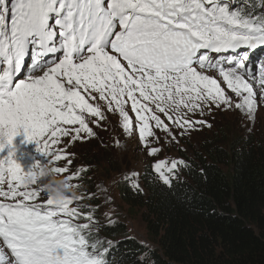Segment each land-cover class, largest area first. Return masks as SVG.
<instances>
[{
    "label": "snow or ice",
    "instance_id": "obj_1",
    "mask_svg": "<svg viewBox=\"0 0 264 264\" xmlns=\"http://www.w3.org/2000/svg\"><path fill=\"white\" fill-rule=\"evenodd\" d=\"M256 49L259 67L253 68ZM90 100L118 113L125 132L138 130L149 155L160 150L151 147L160 139L154 129L175 142L207 123L187 113L215 105L251 115L264 103V12L255 14L254 5L234 9L230 0H0V152L9 149L0 159V197L11 201L0 202V242L10 250L9 256L0 247V264H108L101 242L84 234L90 224L73 223L81 216L70 207L74 200L34 202L44 193L25 182L35 172L25 173L14 159L13 141L23 130L50 158L47 165L70 164L55 146L62 137L94 135L84 114L105 115ZM182 165L159 161L155 171L170 184L165 172ZM78 174L66 177L71 187Z\"/></svg>",
    "mask_w": 264,
    "mask_h": 264
},
{
    "label": "trees",
    "instance_id": "obj_2",
    "mask_svg": "<svg viewBox=\"0 0 264 264\" xmlns=\"http://www.w3.org/2000/svg\"><path fill=\"white\" fill-rule=\"evenodd\" d=\"M233 2L243 8L255 4V0ZM262 125L263 130L245 132L238 123L214 122L207 131L201 130L180 176L170 184L163 183L149 165L140 174V187L121 180L119 199L130 213L141 212L154 248L127 239L117 247L102 245L99 251L108 264H119L118 254L122 264H264ZM89 145L76 161L82 169L75 182L83 192L79 204L85 207L76 224L84 223L82 216L99 206L88 197L94 192L92 168L101 167L109 175L116 167L112 160L97 161L101 151ZM124 233V225L117 223L101 226L98 234L115 240ZM94 237L87 236L90 243L96 242Z\"/></svg>",
    "mask_w": 264,
    "mask_h": 264
},
{
    "label": "rangeland",
    "instance_id": "obj_3",
    "mask_svg": "<svg viewBox=\"0 0 264 264\" xmlns=\"http://www.w3.org/2000/svg\"><path fill=\"white\" fill-rule=\"evenodd\" d=\"M258 5V11L260 14L261 12H264V7H261L260 3ZM251 82L254 84V90L259 92V85L255 81ZM221 86L225 88L226 94L231 96L234 102H239L238 98L235 97V94L231 93L230 90H227L226 85L222 83ZM90 102L93 104L98 103L101 106L105 118L99 120L98 118L91 117L85 113L84 115L86 122L93 129L94 135L88 136L86 133H81L80 138L76 140H73L71 136L62 137L60 144L55 146V148L57 150H63L64 154L67 155L69 160H71V163L68 164L66 161L62 160L54 164V167H66L68 165L70 174L77 173V170L79 169V178L80 174L82 173V169L80 166H78L79 164L76 161H78L79 155L82 157L83 150L85 149L83 147H86L88 144H91L89 146H94L95 150L101 151V157L97 161L100 160L105 162L112 160V163H116L115 169L111 170L109 175H106L101 167L92 168L91 177L94 184V192L88 197H91L90 200H94L99 206L94 207V209L88 213V215L93 217L92 221H88V215L82 216L84 223L90 224L89 230H86L84 234L88 236L92 233L95 235L94 238L96 241L101 242L98 246V250L102 247V245H116V247L121 246L120 242L126 239L143 244L145 247L154 248V246L148 241L146 227L140 217L141 212L134 210L130 213L127 207L122 204L119 199L118 183L121 180L129 179L135 186L140 187L139 177L146 165L151 166L152 172L160 180H162L159 174L155 171V164L159 161H168L170 163L173 159L178 161L188 159L190 152L194 149L195 143L198 141L197 136L200 134V131H207L214 122H217L220 125L238 123L245 132L255 129L263 130L262 122H264V103H259L256 111L251 115L246 112H241L234 106L232 108H225L224 106L217 108L215 105H212L208 108H205L203 114H201L199 110H197L195 113H187L185 118L191 119L193 121H206L207 123L195 124L193 130H190L189 132L179 136L178 140L175 142L172 141L171 138L163 131L154 129L156 136H158L160 139L158 142H154L151 147H157L160 150L155 155H149V147H146L144 143L139 140L138 130L135 132H125L123 130L122 124L120 123V117L118 113L108 112L106 103L103 101L90 100ZM127 110L129 111L130 118H132L135 123V114L131 112L130 105L127 106ZM182 111L186 112L184 109H182ZM157 114L161 116V119L164 120L166 124H170L166 116L158 112ZM215 118L218 120H215ZM65 127L75 128L79 126L74 125ZM172 131L177 132L178 129L173 128ZM74 135L75 133L73 132L72 136ZM23 137L16 140V143H26V138L25 136ZM36 146V144L33 145L34 148H36ZM40 158L41 154L38 152V154H36L32 160L37 162ZM33 166L34 162L31 161L29 163V171L33 169ZM180 170L181 166L175 170L174 174L167 172H165V174L169 175L170 178L173 179L176 176H180ZM62 174L57 175L61 177ZM78 178L73 179L71 183L77 185L75 182H77ZM3 187L7 188L6 182ZM36 187H38V185L29 186L30 189ZM77 187H75V191L80 199L74 200L73 205L70 207H76L79 212H83L85 207L82 206V209L81 205L79 204L82 201L81 196L83 192L77 190ZM47 198L48 197L45 193H41L34 202L42 203L46 201ZM0 202L11 201H4V198L0 197ZM73 223H75L74 220ZM117 223L123 224L125 227V233L120 238H116L114 240L102 236V234H98L100 232L101 226ZM0 247H3L4 251L10 256L9 250L3 246L2 242H0ZM117 257H119L118 263L122 264L123 261L120 260L122 255L118 254Z\"/></svg>",
    "mask_w": 264,
    "mask_h": 264
},
{
    "label": "clouds",
    "instance_id": "obj_4",
    "mask_svg": "<svg viewBox=\"0 0 264 264\" xmlns=\"http://www.w3.org/2000/svg\"><path fill=\"white\" fill-rule=\"evenodd\" d=\"M36 165H34L32 169L35 172V177H27L25 181L26 184L30 186L33 185L35 181V184L38 185L56 205H61L67 199H77L75 188L70 186V182L67 178L59 177L48 165Z\"/></svg>",
    "mask_w": 264,
    "mask_h": 264
},
{
    "label": "bare ground",
    "instance_id": "obj_5",
    "mask_svg": "<svg viewBox=\"0 0 264 264\" xmlns=\"http://www.w3.org/2000/svg\"><path fill=\"white\" fill-rule=\"evenodd\" d=\"M250 82H251V80H250ZM23 136H24L23 130H21V134L19 136L15 137V139L13 141V145L15 148L14 159L21 166L22 170L26 173V171L29 170L30 160H32L33 157L36 154H38V151H37V146H36V148L33 147V145H35L34 142L33 143H28V142L16 143V140L22 138ZM8 152H9L8 148H5V150L3 152H0V156H1L0 159H3L4 157H6L8 155ZM4 189L7 190V188H4Z\"/></svg>",
    "mask_w": 264,
    "mask_h": 264
}]
</instances>
